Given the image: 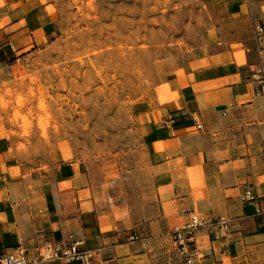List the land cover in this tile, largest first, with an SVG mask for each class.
Segmentation results:
<instances>
[{"label":"crops","instance_id":"obj_1","mask_svg":"<svg viewBox=\"0 0 264 264\" xmlns=\"http://www.w3.org/2000/svg\"><path fill=\"white\" fill-rule=\"evenodd\" d=\"M207 1L220 3L228 32L176 71L171 106L137 105L133 128L148 170L133 199L116 191L110 199L64 143L25 170L0 120V254L72 238L95 253L91 264H140L147 243L154 248L164 239L171 251L170 228L192 212L229 219L224 239L195 232L193 264H264V228L256 214L264 210V97L252 74L264 69L253 30L264 24V0ZM51 19L44 3L6 1L0 66L12 68L45 46ZM247 190L259 198L243 200Z\"/></svg>","mask_w":264,"mask_h":264},{"label":"rangeland","instance_id":"obj_2","mask_svg":"<svg viewBox=\"0 0 264 264\" xmlns=\"http://www.w3.org/2000/svg\"><path fill=\"white\" fill-rule=\"evenodd\" d=\"M28 3L48 7L52 33L12 68L0 66V120L12 154L30 170L64 143L110 199L115 191L133 199L146 184L148 163L132 115L139 103L160 111L171 106L176 71L228 32L222 6L207 0ZM140 264L178 260L163 239L154 248L146 244Z\"/></svg>","mask_w":264,"mask_h":264},{"label":"built area","instance_id":"obj_3","mask_svg":"<svg viewBox=\"0 0 264 264\" xmlns=\"http://www.w3.org/2000/svg\"><path fill=\"white\" fill-rule=\"evenodd\" d=\"M254 35L264 50V24L253 26ZM254 80L257 82V94L264 97V69L262 66L253 70ZM200 127V124L196 125ZM264 198V195L261 196ZM259 197L251 190L243 194V200L256 201ZM256 214L260 217V225L264 228V210L258 209ZM198 229L207 230L212 239H224L229 234V219L212 216H201L190 213L181 225H174L168 232L171 252L178 264H193L196 257L195 232ZM95 253L82 248V241L68 238L63 241H41L37 246L29 249H15L8 254H0V264H91Z\"/></svg>","mask_w":264,"mask_h":264}]
</instances>
